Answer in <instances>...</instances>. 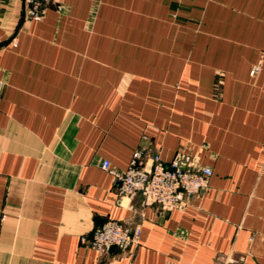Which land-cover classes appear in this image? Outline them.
Here are the masks:
<instances>
[{"label":"crops","instance_id":"1","mask_svg":"<svg viewBox=\"0 0 264 264\" xmlns=\"http://www.w3.org/2000/svg\"><path fill=\"white\" fill-rule=\"evenodd\" d=\"M262 67L251 74L253 66ZM264 0H0V264H264ZM142 151L210 166L169 212L118 204ZM139 225L130 251L93 230Z\"/></svg>","mask_w":264,"mask_h":264},{"label":"built area","instance_id":"2","mask_svg":"<svg viewBox=\"0 0 264 264\" xmlns=\"http://www.w3.org/2000/svg\"><path fill=\"white\" fill-rule=\"evenodd\" d=\"M23 3L25 17L40 21L44 18L51 0H23ZM260 69L261 66L255 65L250 73L253 75ZM141 158L142 151H136L125 170L112 168L109 160L102 162V167L113 175L117 185L119 205H123L125 200L131 202L141 196L145 206L156 205L169 212L186 206L194 196L209 189L212 168L199 165L189 155L179 152L172 160L166 161L158 153H154L148 165L141 164ZM140 234L139 225L131 227L121 221L108 219L93 230L89 243L101 253L112 248L131 252L138 246ZM242 263L243 257L235 256H227L221 262Z\"/></svg>","mask_w":264,"mask_h":264}]
</instances>
